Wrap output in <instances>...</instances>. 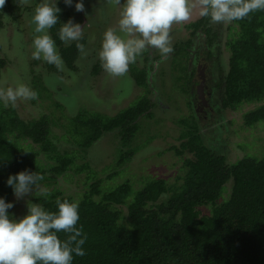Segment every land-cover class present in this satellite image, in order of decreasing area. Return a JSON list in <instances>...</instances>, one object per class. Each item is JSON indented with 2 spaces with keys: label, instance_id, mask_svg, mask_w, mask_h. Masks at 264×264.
I'll use <instances>...</instances> for the list:
<instances>
[{
  "label": "trees",
  "instance_id": "trees-1",
  "mask_svg": "<svg viewBox=\"0 0 264 264\" xmlns=\"http://www.w3.org/2000/svg\"><path fill=\"white\" fill-rule=\"evenodd\" d=\"M17 2L5 0L0 7V30L5 28L6 13ZM209 19L203 17L194 25L204 29ZM233 21L237 31L227 43L230 69L224 78L222 106L237 110L244 104H257L244 114V128L264 125V10ZM57 30V24L50 29L54 35ZM60 51L64 55L69 48ZM7 63L0 58V74ZM145 73L133 70L139 83ZM38 76L31 78L32 89L38 93V102L46 103L42 98L47 87L40 78L45 88L42 93ZM37 99L31 100L33 106L38 105ZM151 105L150 99L142 97L116 116H79L73 119L77 134L64 139L77 144L82 149L80 157H85V151L104 132L119 128L122 152L117 164L123 165L141 147L132 145L140 128L136 120ZM42 108H49V103ZM16 109V105L5 107L0 102V197L8 201L14 195L7 178L25 169L43 176L39 185H52L74 166L78 173L89 168L87 162L77 164L79 155L74 153L78 149L59 152L51 115L42 113L38 119L24 120ZM181 123L188 129L182 130L179 138L183 141L174 149L178 155L190 156L184 158L177 182L153 176L139 188L126 180L108 189L102 188L103 177L94 179L88 174L94 181L80 199L77 193L65 195L60 187L34 196L49 211L58 210L57 200L79 202L77 227H83L87 240L85 255L75 256L73 264H264V156L244 155L231 162L221 145L206 144L203 127L194 117L191 122L182 118ZM41 156L56 162L45 164ZM120 169L109 172L108 179ZM203 207L210 212L203 214ZM67 235L61 232L60 238Z\"/></svg>",
  "mask_w": 264,
  "mask_h": 264
},
{
  "label": "rangeland",
  "instance_id": "rangeland-1",
  "mask_svg": "<svg viewBox=\"0 0 264 264\" xmlns=\"http://www.w3.org/2000/svg\"><path fill=\"white\" fill-rule=\"evenodd\" d=\"M98 1H101L100 5L93 4L95 7L99 8L97 12L100 13L104 9L107 10V16H109L110 21L108 20V23L103 21L100 15L95 19H91L90 25L100 26L104 24L102 30L112 23L116 26L120 19V14L117 13H121L122 11L123 0H121V4H117L116 0H112V4L110 5H106L108 0ZM190 1H192L194 9L199 13V0H189V3ZM24 2V6H28L26 4H29V0H24ZM31 6L34 7L35 5ZM35 9L36 8H34V10ZM26 12L27 11H24L22 15L17 18L11 16L5 17V28L0 30V43L2 44L0 48V58L8 60V63L2 68L0 74V89L6 90L8 87L14 88V86L16 87L18 85L17 83L19 81H22L21 83L32 88L33 83L31 82V78L36 74L39 75V79L37 80L41 92L43 93L45 88L42 82L40 84V78L47 87V91L51 92V97L42 98L46 103L38 102L39 99H37V104L42 107L47 106V103H49V108H45L46 110L38 105L33 106L31 100L18 99L16 102V111L22 119H38L42 113L51 115L57 123L54 125L52 132L59 136L66 131V123H69L66 117L72 111H77V113H79L80 111L97 110L103 114L113 115L116 114L118 110L122 111L125 107L139 101L141 98L139 94L143 89L135 84L132 77L124 76L117 80H115V78L109 80L104 70L98 74H93V64L91 66L90 64L87 65L89 57H82V59L78 60L74 71L65 68L63 65L61 68L63 72L60 74H56L52 68L48 67L43 57L39 60L33 59V42L30 46L24 43L25 40H30L32 35L31 32L35 30L36 25L33 22V11L30 13ZM20 22H23L22 27L18 24ZM187 23L188 20L180 24L174 23L170 29L172 30L176 25L179 31L175 33L180 34L179 41L186 40L189 37L187 34L188 31L185 29ZM30 28H32V30H30ZM119 34L123 35L122 33ZM37 35L40 34L37 33ZM177 38L178 37H176V40ZM183 53L185 54L186 51H183ZM227 54H229V52ZM227 54L225 53L226 59L228 58ZM172 55L168 54V57H172ZM173 60H176V58H173ZM164 65L167 71H169L171 66L170 62ZM31 69H33V72ZM94 75L97 76L94 77ZM183 76H187V74L181 73L177 79L182 81ZM111 80L115 81L112 82ZM75 83L78 85L84 84V88L79 91L70 89L69 93H67L68 87L71 88ZM87 85H91L92 87H85ZM143 87L144 90H146L145 86ZM168 92H171L172 95H168L169 99L166 98L165 101L164 99L162 100L169 106H163L164 109L155 106L154 115L152 117L142 118V120L139 121V133L133 140L132 145L133 147H141L138 152L131 157L132 159L127 160L123 165L119 166L117 164L122 152V146L119 143L121 138L118 132L115 134L113 132L105 133L84 153L85 157H80L82 149L77 144L66 142L56 137L54 142L61 154L70 152L73 149H78V152L74 153L75 156L79 155L76 161L77 164L82 165L84 162H87L89 168L84 172L78 173L76 171V166H74L72 169H69L70 171L68 170L69 173L60 176L56 184H40L39 187L33 188L31 194L19 200L13 195L7 201L14 204V207L9 209V213L14 214L17 218L26 215L28 203H37L34 201L35 195H41L50 190L58 189L59 187L65 195H68V193H77V198L80 199L84 191L89 189V184L94 181L88 179V174L94 179L103 177L104 183L102 184V188L106 187L108 189L115 188L118 184L126 180L132 181L134 187L139 188L142 186L143 181L149 180L153 178V176L165 177L170 183L177 182V175L183 174L181 167L183 166L184 158L190 156V154L184 153L183 155H178L174 147L179 148L183 141L179 136L182 130L188 128L181 123V119L190 116V111L186 105L185 95H181L179 92H176V90ZM141 94H144V92ZM150 96L153 97V95ZM124 102L125 104H123ZM56 103H61L64 109L58 108L55 105ZM256 105L257 104L254 103L244 104L237 110L231 108L223 110L224 119L216 129H214L211 122L202 118L201 127H203L204 130L203 138L206 144L221 145L223 147L221 149L222 152L227 155L228 160L231 162L241 159L244 155L259 159L262 158L264 156V125L259 124L255 127L244 128V114L252 110ZM215 131H217L216 134L214 133ZM239 143H241L242 146H240ZM41 158L45 164L56 162L55 160H49L43 156H41ZM116 167H121L118 174L108 179L107 174ZM202 210L203 214L210 212V208L208 207H203Z\"/></svg>",
  "mask_w": 264,
  "mask_h": 264
},
{
  "label": "clouds",
  "instance_id": "clouds-1",
  "mask_svg": "<svg viewBox=\"0 0 264 264\" xmlns=\"http://www.w3.org/2000/svg\"><path fill=\"white\" fill-rule=\"evenodd\" d=\"M5 0H0V7ZM58 0H42L35 9L33 59L43 57L48 64L58 69L63 66L55 41L48 30L58 23L61 9ZM65 5L75 7L77 12L85 11L84 0H64ZM121 4V0H116ZM199 15L210 17L212 22L227 23L241 20L251 12L264 10V0H199ZM193 5L188 0H123L122 12L118 21L119 34L113 28L103 34L99 59L103 69L113 76L124 75L129 64L136 61L147 48L159 50L162 57L173 51L170 29L174 23L190 19ZM83 28L72 19L59 29L61 41H79ZM83 51V45L77 44ZM38 93L21 83L16 87L0 89V102L5 107L16 105L18 99L36 100ZM43 176L36 171L25 169L9 175L7 185L13 189L17 200L32 193L39 187ZM58 210L49 211L37 203H28L27 213L15 217L9 213L14 207L5 197H0V264H73L75 256H84L87 236L83 227H77L79 202L67 199L56 201ZM67 238L61 239L60 233Z\"/></svg>",
  "mask_w": 264,
  "mask_h": 264
},
{
  "label": "flooded vegetation",
  "instance_id": "flooded-vegetation-1",
  "mask_svg": "<svg viewBox=\"0 0 264 264\" xmlns=\"http://www.w3.org/2000/svg\"><path fill=\"white\" fill-rule=\"evenodd\" d=\"M41 2L42 0H29V4H26L28 6H24V0H18L16 4L18 7L16 5H13L12 9L8 11V13H6V17L11 16L13 18H17L18 16L22 15L24 11H27L26 13H30L33 11L34 16V8H37ZM190 4L192 5V1H190ZM31 5L35 6L33 7ZM57 6L61 9L60 13L58 14L59 19L57 28L60 29L61 25L67 22L69 19H72L74 23H79L83 28V33L80 40L69 42L60 40L58 35L59 30L56 31L55 35L50 31V29L48 31V34L55 41L56 48L62 57L63 65L65 66V68H69L71 69V71H74L76 69V63L78 60L82 59V57H89L87 65L90 64L91 66L93 64L92 73L98 74L100 72H103L104 69L101 66V61L98 55L99 51L101 50L103 34L109 28H113L118 32V24L116 26H114L113 23L111 25H107L105 28H103L104 30H102L104 24L100 26L90 25V20L95 19L100 15L102 16L103 21L107 23L110 21L109 16H107V10L104 9L102 12L98 13L97 10H99V8L95 7L91 3L85 4L84 12H77L74 5L71 7L65 5L64 0H58ZM201 18H203V16H200L198 11L193 7L191 17L188 20V23L185 25V29L188 31L187 34L189 36L186 40L179 41L180 34L175 33L176 31H179L176 25L174 26V28H172V30H170V40L172 42L171 47L173 48V51L169 55L173 54L172 57H162L161 53H158L159 50L147 48L141 55L137 56L134 63L129 64V69L124 75L113 76L104 70L107 73V79L109 80L112 78H115V80H117L120 77L124 76L132 77L135 81V84L139 88L143 89L142 92H144V94H141V92L139 94L140 96H138L141 98L146 97L150 99L152 105L148 108V110L144 112L143 115L138 117V119L136 120L138 123H140L139 121L142 120V118L144 119L146 117H152L154 115L155 106L162 109H164L163 106L168 107L169 105L164 101L166 100V98L169 99L168 95H172L171 92H168L172 90H176V92H179L183 96L185 95L184 98L186 101V105L190 111V116L184 118H189L191 120V118L194 117L198 121V124L200 126L201 120L202 118H204L207 121L211 122L214 128L218 127L220 125V122H222V120L224 119L223 110H226V108H223L222 106L221 93L225 88L224 78L230 69L231 56V51L228 48L227 43L228 40L232 39L235 36L234 33H236L237 31V24L234 21H230L227 23H215L212 22L211 19H209V22L205 20L204 29L202 27V29L196 28V25L194 24ZM18 24L22 27L23 22H20ZM30 30H32V28H30ZM31 34L32 41L31 38L30 40L27 39L25 40L24 44H28L30 46L34 38L37 36L35 30H33ZM20 35L22 34L20 33ZM176 37H178L177 40ZM58 42H60L61 44H58ZM77 44L83 45V51H80L77 48ZM67 48H69V52L64 51L63 55V52H61L60 50ZM33 50L35 51V49ZM227 50L229 54H227ZM183 51H186V53L184 54ZM225 53L228 55L227 59L225 58ZM173 58H176V60H173ZM167 62H170L171 64L169 71H167V68L164 65ZM46 65L52 68V70L56 74H60L63 72L62 69H58L55 65L48 64L47 62ZM134 69H143L146 71L142 83H139L138 78L133 74ZM181 73L187 74V76H183L182 81L177 79L178 76L181 75ZM96 76L97 75H94V77ZM115 80L111 81L114 82ZM143 86H145L146 90H144ZM85 87L92 86L87 85ZM82 88H84V84L78 85L75 83L71 86V88L68 87L67 93H69L70 89L79 91ZM45 95L46 97L50 98L51 92L48 91ZM150 95H153V97H151ZM162 99H164V101ZM123 104H125V102ZM55 105L57 107L58 105L62 106L61 103H56ZM131 106L132 105H129L122 111L118 110L119 112H117H123L129 109ZM117 112L113 115H107L100 113L97 110L86 112L80 111L79 113H77V111H72L68 114L69 116L67 115L66 117V119L69 121V123H66V131H64L62 135H55L54 140L57 137V139L66 141L64 139L65 136L69 138L71 137V139L74 138L73 135L77 134L76 123L73 120L74 118H77L79 116L82 117L83 115L92 116L91 113H96L104 116H116L118 114ZM54 125L55 124L52 125V131L54 129ZM139 129L137 130L136 135H138ZM107 132H113L114 134L118 132V134H120L119 128L106 131L103 133V135ZM97 141H94L93 144Z\"/></svg>",
  "mask_w": 264,
  "mask_h": 264
},
{
  "label": "water",
  "instance_id": "water-1",
  "mask_svg": "<svg viewBox=\"0 0 264 264\" xmlns=\"http://www.w3.org/2000/svg\"><path fill=\"white\" fill-rule=\"evenodd\" d=\"M84 3L87 4V3H91L92 5H100L101 4V1H98V0H84ZM112 4V0H108V3L106 5H110ZM49 31V30H48Z\"/></svg>",
  "mask_w": 264,
  "mask_h": 264
}]
</instances>
